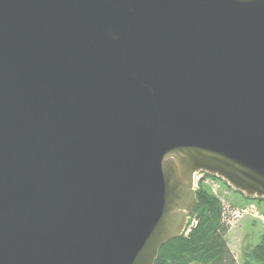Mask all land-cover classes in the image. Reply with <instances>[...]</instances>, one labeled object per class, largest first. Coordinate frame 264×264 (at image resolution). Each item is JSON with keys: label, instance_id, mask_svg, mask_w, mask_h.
<instances>
[{"label": "water", "instance_id": "obj_1", "mask_svg": "<svg viewBox=\"0 0 264 264\" xmlns=\"http://www.w3.org/2000/svg\"><path fill=\"white\" fill-rule=\"evenodd\" d=\"M196 172L264 198V0H0V264H154Z\"/></svg>", "mask_w": 264, "mask_h": 264}, {"label": "trees", "instance_id": "obj_2", "mask_svg": "<svg viewBox=\"0 0 264 264\" xmlns=\"http://www.w3.org/2000/svg\"><path fill=\"white\" fill-rule=\"evenodd\" d=\"M205 177L221 181L228 189L241 194L245 201L264 202V198L248 197L235 190L222 178ZM193 217L197 223L190 232L165 243L154 264H264V234L258 243L243 245L242 260H238L227 240L230 225L223 217L222 199L203 182L195 190V203L190 213V218Z\"/></svg>", "mask_w": 264, "mask_h": 264}, {"label": "rangeland", "instance_id": "obj_3", "mask_svg": "<svg viewBox=\"0 0 264 264\" xmlns=\"http://www.w3.org/2000/svg\"><path fill=\"white\" fill-rule=\"evenodd\" d=\"M201 182L208 185L212 190L213 186H216L217 188L214 187V189L216 188L214 191L219 193L225 201L242 206L248 204L251 208L249 209V213L240 217L233 225H230V229L227 232V240L230 247L236 254L238 260H242L243 245L258 243L264 234V202L254 200L245 201L241 194L228 189L221 181L216 179L208 178V180L203 179ZM199 183L197 182L195 190Z\"/></svg>", "mask_w": 264, "mask_h": 264}, {"label": "built area", "instance_id": "obj_4", "mask_svg": "<svg viewBox=\"0 0 264 264\" xmlns=\"http://www.w3.org/2000/svg\"><path fill=\"white\" fill-rule=\"evenodd\" d=\"M197 174V182H201V180L205 179L208 180L209 177H205L203 172H196ZM211 179V178H209ZM197 184V183H196ZM196 187V186H195ZM214 187L213 186V190ZM249 209H251L249 207V205H245V206H233L231 203L223 200V217L226 220V222L229 225H233V223L235 221H237L240 217H242L243 215H246L247 213H249ZM197 223L196 218H189L187 221V225L184 227L183 232L185 234H188L191 230V228L193 227V225H195Z\"/></svg>", "mask_w": 264, "mask_h": 264}, {"label": "bare ground", "instance_id": "obj_5", "mask_svg": "<svg viewBox=\"0 0 264 264\" xmlns=\"http://www.w3.org/2000/svg\"><path fill=\"white\" fill-rule=\"evenodd\" d=\"M196 178H197V174L195 173L194 174V190H195V186H196V183H197V179Z\"/></svg>", "mask_w": 264, "mask_h": 264}]
</instances>
